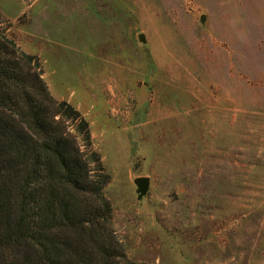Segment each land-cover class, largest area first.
<instances>
[{
	"label": "rangeland",
	"instance_id": "obj_1",
	"mask_svg": "<svg viewBox=\"0 0 264 264\" xmlns=\"http://www.w3.org/2000/svg\"><path fill=\"white\" fill-rule=\"evenodd\" d=\"M0 14L87 122L129 260L264 264V0H0Z\"/></svg>",
	"mask_w": 264,
	"mask_h": 264
},
{
	"label": "trees",
	"instance_id": "obj_2",
	"mask_svg": "<svg viewBox=\"0 0 264 264\" xmlns=\"http://www.w3.org/2000/svg\"><path fill=\"white\" fill-rule=\"evenodd\" d=\"M9 27L0 14V264H138L112 228L87 122L52 97Z\"/></svg>",
	"mask_w": 264,
	"mask_h": 264
},
{
	"label": "water",
	"instance_id": "obj_3",
	"mask_svg": "<svg viewBox=\"0 0 264 264\" xmlns=\"http://www.w3.org/2000/svg\"><path fill=\"white\" fill-rule=\"evenodd\" d=\"M201 22H204V16H201ZM135 186L137 187L140 197L144 196L148 190V179L147 178H138L134 181Z\"/></svg>",
	"mask_w": 264,
	"mask_h": 264
}]
</instances>
